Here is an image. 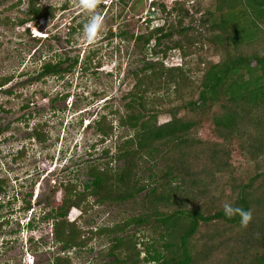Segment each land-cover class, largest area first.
I'll list each match as a JSON object with an SVG mask.
<instances>
[{"label":"trees","instance_id":"16d2710c","mask_svg":"<svg viewBox=\"0 0 264 264\" xmlns=\"http://www.w3.org/2000/svg\"><path fill=\"white\" fill-rule=\"evenodd\" d=\"M119 1L125 7L131 0ZM216 1L208 18L211 22L207 30L212 36L203 41L216 43V48L222 50L221 60L208 63L199 79L189 75L191 62L185 61L191 54L189 50L193 40L187 41L185 46L181 41L166 44L172 42L175 34H187L190 27L177 30L173 23L167 26V20H163L161 25L140 35H129L126 31L118 34L120 38L133 39L145 48L153 42V56L163 54L166 57L171 48H179L184 62L182 66L166 67L159 59H146L144 65L133 72L135 81L126 94V111L117 123L133 131L125 138H118L113 160L120 166L116 169L90 166L88 179L83 182L81 191L77 190L76 182L68 181L60 185L64 197L52 212L55 238L61 242L63 249L85 246L88 241L82 240L83 231L67 219L72 207L86 213L93 206L88 201L90 197H95L94 202L99 204L122 203L144 193V209L140 215L130 217L121 225L106 226L97 231L98 234L115 235L109 250L114 259L108 264L141 263V253L136 249L134 238L128 240L116 234L126 231L131 225H144L151 220L156 222L153 229L163 231L159 233L158 241H148L145 245L142 259L145 264H204L205 261L209 264L215 253L226 251V260L219 264H264V173L253 175L243 182L241 175L234 174L230 161L235 141L246 157L252 160L260 158L261 161L264 157V0ZM156 4L155 0L150 2L152 6ZM179 5L176 0L169 10L161 3L159 10L169 16ZM187 14L185 12L180 18V26ZM26 15L27 18L20 24L53 16L54 10L40 6L37 0H29ZM206 21L207 18L201 22L206 24ZM85 23L81 21L71 27L68 43ZM164 43L165 48L158 49ZM94 52L85 57L81 68L84 72L91 70L92 65L99 67L100 62L94 60ZM65 60L44 63L34 79L61 76L62 71H71L80 62L78 55ZM198 60L200 62L202 58L198 57ZM63 63L69 67L61 69ZM185 65L188 67L185 68ZM199 66L200 63L197 68ZM8 80L1 78L0 88ZM181 110L183 114L179 115ZM166 111L170 120L159 124V114ZM115 112L118 111L114 110L112 114ZM107 117L108 114L101 115V119L96 121V129L102 138L113 134L112 120L107 122ZM210 117L212 132L221 142L205 141L196 136ZM33 129V134L42 141L45 133L36 131L37 127ZM147 162L154 165L149 169L151 174L146 182L141 170ZM220 179L224 180V193L225 185L229 190L227 203L252 211V221L247 227H241L238 216L227 218L223 205L215 209L216 206L210 202L208 205L202 203L206 195L209 196L210 192L214 194ZM257 179H261L257 188H263V192L255 195L254 182ZM179 194L181 199L177 198ZM199 199L201 203H198ZM220 222L231 231L224 234L216 228L212 231L214 238L210 239L211 245L207 247L209 253L196 251L193 239L200 227L206 224L218 227ZM53 264L71 262L63 256L56 258Z\"/></svg>","mask_w":264,"mask_h":264},{"label":"rangeland","instance_id":"374dc122","mask_svg":"<svg viewBox=\"0 0 264 264\" xmlns=\"http://www.w3.org/2000/svg\"><path fill=\"white\" fill-rule=\"evenodd\" d=\"M150 1L131 0L124 7L119 0H98L97 8L89 12L80 7L79 0H37L40 6L52 8L54 15L20 24L21 20L27 18L29 0H0V79H9L0 88V178L6 179L5 196L1 197V201H8V196L17 194L19 200L14 202V206H22L25 203L23 195L41 184L47 201L41 200L39 203L41 206L51 203L55 207L64 194L62 186L60 187L62 183L76 182L77 190L81 191L83 182L88 179L90 166L111 169L120 166L113 160L118 138H125L133 131L120 127L117 123L126 111V94L135 81L133 72L141 68L146 59H159L166 67L182 66L184 62L179 48H171L166 57L163 54L153 56V42L145 48L133 39L120 38V32L140 35L161 25L163 20H167V26L173 23L177 30L190 27L187 34H175L172 42L166 44L173 45L175 41H181L185 46L187 41L193 40L189 50L191 54L185 61L191 62L189 75L194 79L200 78L208 63L221 60L222 50L216 48V43L203 41L212 36L207 30L211 22L208 18L209 13L214 10L216 0H177L180 5L169 16L160 12L159 4L164 3L170 10L176 0H155V6L150 5ZM185 12L188 14L180 26L179 20ZM93 15L100 16L103 24L96 40L89 43L84 37L83 29H80L71 36V42L68 43L71 27L81 21L87 23ZM206 18V24H203L201 21ZM148 20L151 21L147 22ZM166 44L160 45L158 49L163 50ZM93 51L96 55L94 60L99 61L100 65H92L91 70L84 72L81 70L82 64L85 57ZM75 55L79 56L80 62L71 71H62L61 76L57 77L53 75L40 80L34 79L44 63H55ZM198 57L202 58L200 62ZM199 63L200 68H197ZM65 67L69 65L63 63L61 69ZM114 110L118 112L112 114ZM104 114H108L107 122L111 119L114 129L113 134L102 138L96 129V121ZM182 114L181 110L179 115ZM168 120L170 115L167 111L159 114V124ZM212 126L210 117L196 136L205 141L221 142L213 134ZM34 127H37L36 131L45 133L42 141L33 137ZM105 150L109 152L104 153ZM230 155L234 174L241 175L243 182H247L253 175L264 173V157L262 161L260 158L252 160L246 157L236 141L231 147ZM153 165V162H147L142 167L141 175L146 182ZM261 179L254 182L255 195L263 192V188H257L258 180ZM223 181L220 179L214 194L210 192L202 203L208 205L210 202L217 209L219 205L228 202L229 190L225 185L224 193ZM143 194L122 203L99 204L94 202L95 197H90L88 201L93 206L86 213L72 207L68 221L74 222L83 231L82 240L88 241L85 246H73L67 250L62 249L60 241H56L54 222L52 225V221L42 222L37 218L35 221L39 223L34 230L29 231L21 216L10 218V221H6L8 224L0 228V264H53L56 258L63 256L71 264L113 263L114 257L109 254V250L115 235L98 234L97 231L106 226L112 228L121 225L130 217L140 215L144 209ZM180 194L178 199H181ZM199 200L198 203H201V199ZM7 211V208L3 211L0 209L2 216ZM170 211L172 210H168ZM19 219L23 225L16 224ZM155 225L156 222L151 220L144 225H131L126 231L116 234L117 237L124 236L128 240L134 238L136 249L141 253L140 264H145L142 260L145 245L148 241H158L159 233L163 231L153 229ZM226 227L223 222L218 227L215 224L202 225L193 239L197 248L195 250L209 253L207 247L211 245L210 239L214 238L212 231L218 228L224 234L229 233L231 230L228 231ZM216 237L221 241L220 237ZM6 241L10 244L3 243ZM117 251L118 249L115 250ZM33 253L40 255L32 258ZM226 257L227 251L215 253L209 264L224 262ZM206 263L205 261L204 264Z\"/></svg>","mask_w":264,"mask_h":264},{"label":"flooded vegetation","instance_id":"af4514ba","mask_svg":"<svg viewBox=\"0 0 264 264\" xmlns=\"http://www.w3.org/2000/svg\"><path fill=\"white\" fill-rule=\"evenodd\" d=\"M35 130L33 129V132ZM34 135V134H33ZM33 137H35L37 139V137L34 135ZM39 140V139H37ZM1 182L4 181V182H0V209L1 211H3V209H6L7 208V214L6 215H1L0 213V228H4V225H6V221H10V218H19L21 216V218L23 220H25V223L24 224L26 227L27 230L31 231V230H34V225L37 226V224L39 223V221H35V219H39V220H42V222H50L52 223L53 225V222H54V219H53V205L51 206L50 204L48 203H44L43 204V201H47V199L44 197V194L42 193L43 191V187L41 184H38V186H36L34 189L31 188L30 190L31 191H28L27 194H24L22 198V200H24L23 202L24 205H17V206H14V202L19 200L18 198V195L16 194L15 195H12V196H8V201H1L2 200V196H5V183H6V179L5 177H1L0 178ZM22 184V183H21ZM19 184V185H21ZM39 190V191H37ZM64 191V190H63ZM21 194V193H20ZM63 197H64V194H63ZM62 197V199H63ZM41 200L42 201V206L41 204L39 203ZM44 205H47V206H44ZM57 207V204H55ZM49 208V209H48ZM22 213V214H20ZM41 214V216H40ZM22 223L23 225V222H21V220L19 219V221H17L16 224H20ZM8 224V223H7ZM30 225H33L32 227H30ZM23 228V227H22ZM13 234H18L17 232H13ZM53 233H51V236H52ZM5 238H6V235H5ZM16 240V238H15ZM14 240V241H15ZM4 244L8 245L10 244L8 241L6 242H3ZM3 245V244H1ZM14 247V246H12ZM63 249V248H62ZM40 254H35L33 253L32 254V258H36L37 256H39ZM54 263V262H53Z\"/></svg>","mask_w":264,"mask_h":264},{"label":"clouds","instance_id":"9594fccd","mask_svg":"<svg viewBox=\"0 0 264 264\" xmlns=\"http://www.w3.org/2000/svg\"><path fill=\"white\" fill-rule=\"evenodd\" d=\"M79 5L82 9L89 11V12H92L93 10H95L97 8L98 0H79ZM102 26H103L102 18L100 16H98V15L91 16L90 20L84 25V28H83V33H84L85 39L89 43L94 42L96 40L97 36L99 35V33L102 29ZM62 190H63V188H62ZM77 209H79V208H77ZM223 212H224V215L229 219H231L235 216H238L240 218L241 227H247L248 224L252 221V211L251 210H245L242 207L234 206L232 203H225L223 205ZM81 213H82V211H81ZM68 216H70L69 213H68ZM73 220H75V219H73ZM52 236H53V234H52Z\"/></svg>","mask_w":264,"mask_h":264}]
</instances>
